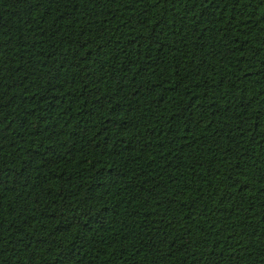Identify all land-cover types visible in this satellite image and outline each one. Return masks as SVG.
<instances>
[{"label":"trees","instance_id":"trees-1","mask_svg":"<svg viewBox=\"0 0 264 264\" xmlns=\"http://www.w3.org/2000/svg\"><path fill=\"white\" fill-rule=\"evenodd\" d=\"M0 264H264V0H0Z\"/></svg>","mask_w":264,"mask_h":264}]
</instances>
